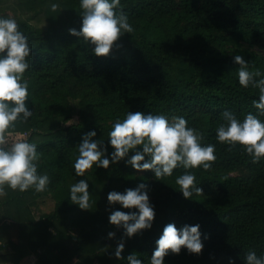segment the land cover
<instances>
[{
  "label": "trees",
  "instance_id": "16d2710c",
  "mask_svg": "<svg viewBox=\"0 0 264 264\" xmlns=\"http://www.w3.org/2000/svg\"><path fill=\"white\" fill-rule=\"evenodd\" d=\"M14 1L21 13L43 14L45 27L23 18L25 14L15 18L32 46L24 78L29 81L26 104L33 107V115L17 121L6 136L24 134L37 145L38 171L47 173L50 182L39 192L5 186L0 196V264H22L32 255L34 264H126L114 256L123 228L108 220L109 212L121 205H109L106 199L103 207L92 185L90 209H81L70 201L69 185L80 177L72 164L83 134L94 129V139H104L111 152L107 133L128 110L183 115L203 133L202 143L215 144L216 159L209 169L177 168L160 180L152 170L133 169L123 160L110 162L107 169L94 163L86 170L106 198L113 189L123 192L141 181L149 186L155 209L152 227L125 236L121 255L136 251L149 264L155 241L170 222L178 228L198 223L204 247L200 254L188 253L183 246L179 254L169 251L166 264H228L229 257L244 264L246 251L264 252V158L253 163L240 145L219 142L215 134L223 110L241 119L257 112L252 101L258 99V89L239 84L233 56L242 55L250 71L264 74V54L241 46L264 50V0H120L117 10L127 14L134 30L120 36L106 56L95 55L93 45L68 31L80 28L79 0H53L58 4L55 11L50 0ZM0 15L9 16L1 9ZM72 101L77 102L76 122ZM183 171L194 172L202 192L183 197L175 182ZM163 183L166 189L161 192ZM50 194L65 207L59 203L53 213L37 219L32 206ZM7 231L16 238L4 240ZM109 231L115 237L109 238Z\"/></svg>",
  "mask_w": 264,
  "mask_h": 264
},
{
  "label": "clouds",
  "instance_id": "9594fccd",
  "mask_svg": "<svg viewBox=\"0 0 264 264\" xmlns=\"http://www.w3.org/2000/svg\"><path fill=\"white\" fill-rule=\"evenodd\" d=\"M82 17L79 29L68 31L91 44L92 53L106 56L124 33H131L133 25L123 10H117L120 0H79ZM50 8L55 11L58 4L50 0ZM30 37L21 30L12 16L0 15V196L5 194V186L21 192L33 188L43 191L50 182L47 173L38 171L40 153L37 145L27 139H17L8 143L6 132L14 128L17 121L26 122L33 115L26 100L30 98L29 81L24 78L29 69L31 55ZM239 65L237 74L239 84L252 85L258 89V99L252 104L257 109L243 115L241 119L233 111L225 109L221 113L222 122L215 129L216 140L235 147L240 145L253 163L264 158V74L259 69L249 70V61L242 55H234ZM96 131L83 134L81 142L75 147L78 155L72 167L75 176H85V171L93 167L109 168L110 162L116 164L123 160L136 170H152L158 178L173 175V170L196 168L209 169L216 159L215 144H204L203 133L188 125L183 115L154 114L150 111H127L117 117L107 133V143L112 147L108 152L104 139H94ZM131 151V155L129 154ZM147 157V158H146ZM126 158V159H125ZM194 172L183 171L175 176L183 197L189 198L193 192H202L195 183ZM69 199L81 209H90V191L86 179L75 180L69 185ZM109 205L119 203L121 208L109 212L110 224L123 228V235L116 244L114 256L123 258L126 264H145V261L132 251L123 257L124 237L131 238L144 229H150L155 217L154 205L150 202L149 186L141 181L135 187L123 192L115 189L107 193ZM122 208L129 209L123 211ZM109 238L115 232L107 233ZM203 234V239H207ZM156 247L148 257L149 264H166L164 257L169 251L179 254L181 248L188 253L200 254L204 244L200 225L183 224L177 227L174 222L167 223L155 241ZM244 264H264V252L259 255L248 250L243 256ZM228 264H235L232 257Z\"/></svg>",
  "mask_w": 264,
  "mask_h": 264
},
{
  "label": "rangeland",
  "instance_id": "374dc122",
  "mask_svg": "<svg viewBox=\"0 0 264 264\" xmlns=\"http://www.w3.org/2000/svg\"><path fill=\"white\" fill-rule=\"evenodd\" d=\"M13 2L15 3L14 0H1L0 1V9L3 10V12L5 14H8L9 16H12L14 18H16L18 16L22 17L25 13L20 12V7L16 3H15L16 8H13L14 7ZM25 12H27V11H25ZM29 12L30 13L25 14L23 18H31V20L33 22H35V24H37V25L39 24V26L45 27L44 26L45 20L43 19L44 18L43 14L40 17L39 16L33 17L34 12H32V11H29ZM38 18H40L39 22L36 23ZM241 46L243 49L253 50L255 52H259V53L264 54V50L261 49L260 46H258V45L249 46L247 44H241ZM229 50L234 51V49H231V48H229ZM71 104L73 105V107L75 109L74 114H73V118H72V122H76L78 120V116L76 113L77 112V102L72 101ZM26 137H27V135H24V134H22V135H20L18 133L8 134V139L11 142H13L17 139H25ZM84 175L85 176H80L79 179H86L88 181L89 188L92 187V185L98 188V195L100 198L101 205L103 207H105L107 205V203H106L107 198L103 192V189L99 188L98 185H96V183L92 180L93 174H91V172L85 171ZM164 184L165 183H163V185H161L159 187L161 192L166 189ZM61 201L62 200H57L56 197H54L52 194L44 195V196L40 197L39 199L36 200V202L34 203V206H32V211L34 213V216L38 219L39 217H41L44 214L53 213L55 208L57 207V204H59V203L64 204V207H65V202L64 201L61 202ZM5 234H6V237L9 239H15L16 238V234L13 231H7ZM22 263L26 264L25 262H22ZM8 264H10V263H8Z\"/></svg>",
  "mask_w": 264,
  "mask_h": 264
},
{
  "label": "crops",
  "instance_id": "0c3cea01",
  "mask_svg": "<svg viewBox=\"0 0 264 264\" xmlns=\"http://www.w3.org/2000/svg\"><path fill=\"white\" fill-rule=\"evenodd\" d=\"M6 237V235H5ZM8 238L6 237L4 240H7ZM0 245H1V241H0ZM26 264H34L36 262V257L35 256H29L26 259H24V261ZM23 264V263H22Z\"/></svg>",
  "mask_w": 264,
  "mask_h": 264
}]
</instances>
